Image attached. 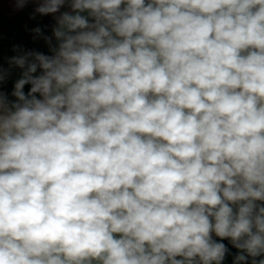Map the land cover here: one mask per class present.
Wrapping results in <instances>:
<instances>
[{
  "label": "clouds",
  "instance_id": "1",
  "mask_svg": "<svg viewBox=\"0 0 264 264\" xmlns=\"http://www.w3.org/2000/svg\"><path fill=\"white\" fill-rule=\"evenodd\" d=\"M14 2L0 264H264V0Z\"/></svg>",
  "mask_w": 264,
  "mask_h": 264
},
{
  "label": "crops",
  "instance_id": "2",
  "mask_svg": "<svg viewBox=\"0 0 264 264\" xmlns=\"http://www.w3.org/2000/svg\"><path fill=\"white\" fill-rule=\"evenodd\" d=\"M35 4H29L22 10H17L14 0H0V63L8 68V59L16 55L14 46L19 45L24 50H38L45 53L48 48L41 38L34 39L32 29L43 28L45 34L51 35L54 20L51 16L36 15L31 19ZM20 70L13 69L10 78L5 82L3 90L10 94L13 84L19 78ZM225 264H232V255L228 256Z\"/></svg>",
  "mask_w": 264,
  "mask_h": 264
},
{
  "label": "trees",
  "instance_id": "3",
  "mask_svg": "<svg viewBox=\"0 0 264 264\" xmlns=\"http://www.w3.org/2000/svg\"><path fill=\"white\" fill-rule=\"evenodd\" d=\"M27 88H28V86H26L25 91H27ZM224 243L227 244L228 242H227V241H224ZM229 248H230L231 253H232V254H235L236 250H235V249H232L230 245H229ZM229 256H230V255H229Z\"/></svg>",
  "mask_w": 264,
  "mask_h": 264
}]
</instances>
